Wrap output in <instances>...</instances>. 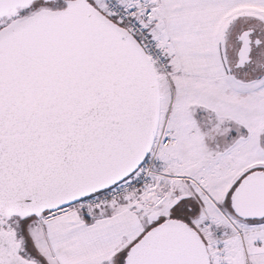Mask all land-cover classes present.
<instances>
[{"label": "snow or ice", "instance_id": "6c2138e0", "mask_svg": "<svg viewBox=\"0 0 264 264\" xmlns=\"http://www.w3.org/2000/svg\"><path fill=\"white\" fill-rule=\"evenodd\" d=\"M0 264H264V0H0Z\"/></svg>", "mask_w": 264, "mask_h": 264}]
</instances>
